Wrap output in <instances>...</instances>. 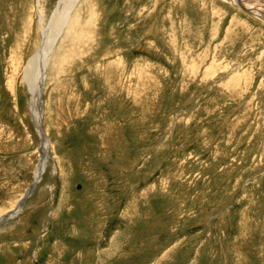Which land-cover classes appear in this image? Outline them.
Listing matches in <instances>:
<instances>
[{
	"label": "rangeland",
	"instance_id": "rangeland-1",
	"mask_svg": "<svg viewBox=\"0 0 264 264\" xmlns=\"http://www.w3.org/2000/svg\"><path fill=\"white\" fill-rule=\"evenodd\" d=\"M60 1L0 0V264H264V22L80 0L46 69L37 182L23 71Z\"/></svg>",
	"mask_w": 264,
	"mask_h": 264
},
{
	"label": "bare ground",
	"instance_id": "bare-ground-1",
	"mask_svg": "<svg viewBox=\"0 0 264 264\" xmlns=\"http://www.w3.org/2000/svg\"><path fill=\"white\" fill-rule=\"evenodd\" d=\"M79 1L80 0H61L60 1L58 8L56 10V13H55V19L57 17L60 18V23L58 21L59 26L55 28L56 31L54 34L52 33V36L48 34L45 36V40L42 45L43 47L40 50H38L39 54L34 56L29 61L27 67L23 71V79H24L23 81L28 83L27 85L29 87V90L32 96V101H31L32 113L39 124V127H40L39 130L41 133V138L43 140L42 143H43V147L45 150V156L42 157L40 165L38 166L36 173H35L37 182L38 180H41L43 173L46 170L47 157L50 151L49 141L44 136L45 134L42 131L43 129L41 128V124L39 120L42 118L41 117L42 116L41 115V111H42L41 110L42 109L41 93H42L43 85L46 79V69L50 63L49 60H50L51 54L53 52V49L58 39L60 38L62 33L66 30V29L64 30V28L65 27L67 28V31L64 32V34L66 33L65 38L68 39L71 37L69 33H71L72 28L78 25L77 14H74L72 16L71 12L75 9ZM221 1L227 2L234 7H237L238 9L249 11L251 12L250 13L251 15L257 17L260 21L264 22V0H221ZM53 57H55V54L53 55ZM58 63L59 61H56V64ZM29 194L30 192H28L27 194L28 197H29ZM25 200H26V197L23 198L19 203L17 202L15 204V211H14L15 214H18L21 211ZM4 217L6 216L4 215L3 217L2 216L0 217V223L2 222L1 220H3Z\"/></svg>",
	"mask_w": 264,
	"mask_h": 264
}]
</instances>
